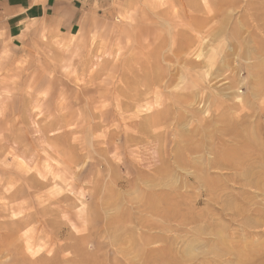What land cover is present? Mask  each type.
Here are the masks:
<instances>
[{
    "label": "rangeland",
    "instance_id": "rangeland-1",
    "mask_svg": "<svg viewBox=\"0 0 264 264\" xmlns=\"http://www.w3.org/2000/svg\"><path fill=\"white\" fill-rule=\"evenodd\" d=\"M5 23L0 15V264H134L122 253L135 226L125 224V242L116 243L112 205L124 192L121 201L130 199L137 165L153 168L158 143L174 151L176 134L199 126L200 117L214 125L226 114L253 116L264 127V98H252L250 70L264 40V0H53L39 18L23 21L18 38L9 28L6 38ZM145 66L160 78L150 104L171 115L157 144L133 146L123 117L136 110L123 113L121 103L132 86L126 75ZM174 172L184 174L174 170L169 180ZM229 180L228 195L264 208L263 195ZM127 203L120 205L128 214ZM130 209L129 217L137 213Z\"/></svg>",
    "mask_w": 264,
    "mask_h": 264
},
{
    "label": "bare ground",
    "instance_id": "bare-ground-1",
    "mask_svg": "<svg viewBox=\"0 0 264 264\" xmlns=\"http://www.w3.org/2000/svg\"><path fill=\"white\" fill-rule=\"evenodd\" d=\"M180 45L182 44L180 43ZM187 45H189V43ZM258 45L257 54L260 58L258 63L253 65L250 69L253 73V75H251L254 78L252 84V98H256V100L259 98L262 100L264 98V40L260 41ZM186 46H184V49L190 47ZM187 50H189V48ZM187 50L185 51L179 48V55L181 56L182 53L183 55L188 54ZM184 61H186V59ZM147 70V66L135 68L131 70V75H126L127 83L132 86L129 87V92H126L128 101L121 103V107H124L122 108V112L125 113L126 109H128L129 112L133 110L136 111L132 113L131 117H123V121L125 123L129 121L130 126L133 128L132 132L125 129L123 134L126 141H130L133 146L139 143H141V145L142 143L151 145V143L154 142L157 144L162 135L157 132V129L160 128L164 122L169 120V115H171L169 111L159 110V108L155 111V106L150 104V86L157 83L160 78L156 75H149ZM155 103L157 107H159L156 101ZM240 103L244 106V104L249 103V101L244 102L242 100ZM244 117L246 116L239 115V117H234L226 114L217 118V123L214 125H212V119L207 120L200 117L198 120L199 126L197 125L196 127L195 125L192 129L187 130L188 132L183 130L184 132L181 131L180 134H176L177 136L175 135L177 140L180 139L178 141L176 140L174 151L169 153L167 148L164 152L163 145L160 146V143H158L157 146H159V151L156 158L157 161L152 165L153 168L150 169V167H148V171H145L142 164H136L139 166L138 169L141 175L137 178L136 182H133L136 177H134V179L132 178L133 180L130 182L133 186L130 187L133 188L134 194L136 195L132 196V189L127 187L132 193L129 192L131 197L129 200L127 199L126 202H128V205L130 204L129 206L134 212H137V215L135 214L129 217L128 214H132V211L130 208L126 207L128 214L127 212L124 213L121 207L123 203L125 205L126 202H124L125 200L121 201L120 198L123 199L124 197L122 195L126 194H124L125 192L122 190L124 192L122 195L120 194L122 197L117 195L120 198L117 199V202H115L116 204L114 203L115 205H112L114 206V208H112L115 209L116 207L117 209L115 210H118V212L116 213L115 210H112L116 214H113L115 215L113 219L110 216L113 221L112 225L115 223L114 230L119 232L115 238L116 240L113 237L116 243L121 242L122 244L125 242L124 235L122 236L121 232L127 229L124 225L128 223L131 225L134 224L135 230L131 228L133 225L127 230L128 232L130 231V238L128 237V241L124 243L125 247L127 246L125 248L126 250L123 252L121 249L123 255L128 257L131 256V259H135V261L132 260L134 264H184L185 262L190 264H264V240L262 241L261 239L264 238V234L260 237V235L264 233V208H259L258 204L253 202V199L241 201L234 195H228V180L231 179L235 182L238 178L237 181H242L241 185L243 189H246L244 192L248 193V189L256 190L260 195L264 196V127L260 125V123L250 121V119L254 120L252 119L253 116H249L247 120H244ZM69 122L70 124H74L71 120H69ZM182 124L183 122L181 125ZM95 127L96 126H94V128ZM114 132V136L121 138V132ZM131 143H129V145ZM147 146L149 145H146V147ZM156 148L154 147L153 149ZM75 161L74 163L76 164ZM170 162L173 164V168ZM76 165H78V163ZM174 170H178V172L182 171L184 174L180 173L177 176L174 172L177 177L173 180H169L171 178V172ZM115 183L118 184V182ZM234 184H236V182L233 183V185ZM116 186L122 188L121 184ZM106 196L104 198H106ZM93 198L94 197H92V199ZM108 198L110 199L111 196ZM112 198L114 197L112 196ZM126 198H128V196ZM79 200L81 201L82 199ZM111 200L112 199H110V201ZM120 201L123 203L121 204ZM85 202L84 205H86ZM104 203H107V201H104ZM104 203H102V209ZM203 204L206 207L199 210L200 206ZM93 206L95 205H91V207ZM107 206L108 204L104 207L110 209V207L108 206L107 208ZM96 207L97 206H95V208ZM96 209L98 210V208ZM106 209L104 210L106 211ZM109 209L108 211L110 212ZM216 210L217 213H215ZM229 213L231 214L229 215ZM86 216L88 217V215ZM100 216L101 215H99V218ZM89 217L91 218L92 216ZM107 218L108 221H111L109 217ZM226 218H228V220ZM109 224L110 222H108V226L111 225ZM117 226L118 228L116 230ZM231 226L240 227L242 231L237 234L231 233ZM16 229L18 230V228ZM13 231L16 230L13 228ZM13 231L11 230V232ZM114 232L112 230L113 234ZM169 232L174 234L168 235ZM181 233L182 235L185 234L186 237L183 241L181 240L183 236L182 238L180 237ZM128 235L129 233L127 236ZM157 243L162 245L159 244L160 246L157 249L153 250L152 253L149 252L151 255L154 251L157 252L153 254L155 256L152 255V260L149 254V259H144V251H147L151 245L153 246ZM123 245L118 246L120 248ZM181 245H183V248H181ZM179 249H182V252H179ZM151 250L149 249L148 251ZM177 255H179V257H177ZM131 259H128V262L131 261ZM93 261L94 263L96 262L95 259ZM93 261L90 264H93ZM129 264H131V262Z\"/></svg>",
    "mask_w": 264,
    "mask_h": 264
},
{
    "label": "crops",
    "instance_id": "crops-1",
    "mask_svg": "<svg viewBox=\"0 0 264 264\" xmlns=\"http://www.w3.org/2000/svg\"><path fill=\"white\" fill-rule=\"evenodd\" d=\"M53 0H0V15L6 19L4 25L7 36V28L14 33L10 34V37L18 38V30L23 21L29 18H39L43 13H46L47 6L52 3ZM59 1V0H54ZM43 9V10H42Z\"/></svg>",
    "mask_w": 264,
    "mask_h": 264
}]
</instances>
